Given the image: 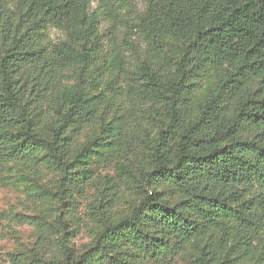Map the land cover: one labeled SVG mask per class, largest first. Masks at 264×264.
I'll list each match as a JSON object with an SVG mask.
<instances>
[{
	"label": "trees",
	"instance_id": "1",
	"mask_svg": "<svg viewBox=\"0 0 264 264\" xmlns=\"http://www.w3.org/2000/svg\"><path fill=\"white\" fill-rule=\"evenodd\" d=\"M93 1L0 0V264H264V0Z\"/></svg>",
	"mask_w": 264,
	"mask_h": 264
},
{
	"label": "rangeland",
	"instance_id": "2",
	"mask_svg": "<svg viewBox=\"0 0 264 264\" xmlns=\"http://www.w3.org/2000/svg\"><path fill=\"white\" fill-rule=\"evenodd\" d=\"M100 0H95L91 3L92 9H95ZM114 1V0H113ZM120 1L122 4L123 12L127 13L128 18H135L136 14L139 11H142L145 8L146 0H115ZM131 20V19H130ZM132 20L129 23L132 24ZM122 27V26H121ZM122 31H116L110 28L109 22L101 20V29L106 31V38L108 40L116 38L119 41H122L125 36L126 28L122 27ZM49 38L53 42H59L63 38V34L53 28L49 29ZM132 38L135 42L142 44L144 40L138 35H133ZM93 135V131L87 130L82 135L76 137L78 144L84 143L89 137ZM114 174V166L110 165L108 167L100 166L97 168V176H112ZM100 185V180L95 181L94 187L90 190V194H95V189ZM128 200V199H126ZM83 213L87 211L86 207L88 201L84 203ZM128 208V203L122 205L120 210H126ZM9 210H14L15 212H21L25 214H33L35 209L30 202L25 197L21 188H16L11 185L2 186L0 185V212H5ZM35 231L31 226L28 225H18L16 223L10 222L8 220H3L0 223V257L5 258L6 254L14 250L19 243H22L26 246L32 245L35 241ZM90 240L89 233L85 232L80 235L77 239V244L87 242Z\"/></svg>",
	"mask_w": 264,
	"mask_h": 264
}]
</instances>
